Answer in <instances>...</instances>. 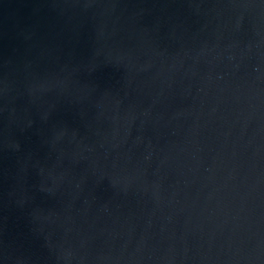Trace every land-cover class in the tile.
Masks as SVG:
<instances>
[{
  "label": "water",
  "instance_id": "1",
  "mask_svg": "<svg viewBox=\"0 0 264 264\" xmlns=\"http://www.w3.org/2000/svg\"><path fill=\"white\" fill-rule=\"evenodd\" d=\"M0 264H264V0H0Z\"/></svg>",
  "mask_w": 264,
  "mask_h": 264
}]
</instances>
